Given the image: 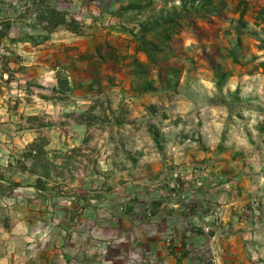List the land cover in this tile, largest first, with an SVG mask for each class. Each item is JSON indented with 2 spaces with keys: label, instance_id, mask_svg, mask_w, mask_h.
<instances>
[{
  "label": "rangeland",
  "instance_id": "rangeland-1",
  "mask_svg": "<svg viewBox=\"0 0 264 264\" xmlns=\"http://www.w3.org/2000/svg\"><path fill=\"white\" fill-rule=\"evenodd\" d=\"M201 1L51 0L75 23L47 32L0 0V236L30 186L48 234L57 200L107 230L191 188L202 264H264V0ZM225 244L234 260H211Z\"/></svg>",
  "mask_w": 264,
  "mask_h": 264
},
{
  "label": "crops",
  "instance_id": "crops-1",
  "mask_svg": "<svg viewBox=\"0 0 264 264\" xmlns=\"http://www.w3.org/2000/svg\"><path fill=\"white\" fill-rule=\"evenodd\" d=\"M36 191L30 186L25 194L33 199L26 197L29 203L20 208L21 229L2 231L0 264H138L143 257L157 264H202L196 253L198 224L193 208L187 207L189 199L194 198L191 188L183 191L185 205L158 200L153 211L146 215L128 207L122 212L125 216L111 217L112 222L118 223L107 230L103 228L102 210L89 207L85 197L57 200L54 206L57 217L49 227V234L40 221L44 205L41 206ZM30 220L35 225L39 223L31 233L24 227ZM30 234L33 243L25 245ZM214 236V233L207 235L205 247L213 246L209 239ZM220 249L222 255L211 260H234V247L225 244Z\"/></svg>",
  "mask_w": 264,
  "mask_h": 264
},
{
  "label": "trees",
  "instance_id": "trees-1",
  "mask_svg": "<svg viewBox=\"0 0 264 264\" xmlns=\"http://www.w3.org/2000/svg\"><path fill=\"white\" fill-rule=\"evenodd\" d=\"M49 1H51V0H30V4L32 6H34L35 9H37L39 11L42 10L44 12V14H41L39 16L40 21H44L46 23V26L43 27L44 30H46L47 32H52L53 29H55V27H57L59 25L66 26L69 23H71L72 21H73V23H75L74 20H72L70 22L66 21L65 13L57 11L54 7H50L48 5ZM208 4H210V0H202L201 1V5H208ZM128 8L129 9L133 8V6L129 5ZM155 24H156V27H157L158 25H160V22L159 21H155L154 24L149 26L150 29H153L155 27ZM8 26H9V23H6L5 28H7ZM66 29H70V30L74 31L75 28L74 27L71 28L70 25H69V28H66ZM141 37H142V39L144 41L145 40L144 39L145 38V33L144 32L142 33ZM145 44H146V42H145ZM144 51H147V50H144ZM217 76L219 77V81H222L225 78L224 73H220L219 72L217 74Z\"/></svg>",
  "mask_w": 264,
  "mask_h": 264
},
{
  "label": "built area",
  "instance_id": "built-area-1",
  "mask_svg": "<svg viewBox=\"0 0 264 264\" xmlns=\"http://www.w3.org/2000/svg\"><path fill=\"white\" fill-rule=\"evenodd\" d=\"M204 229H207L205 227ZM167 241L170 243V238H167ZM138 264H157L153 259H150L148 257H143Z\"/></svg>",
  "mask_w": 264,
  "mask_h": 264
}]
</instances>
